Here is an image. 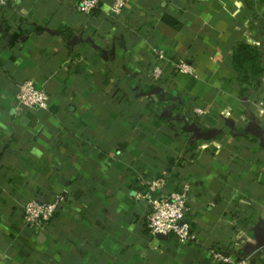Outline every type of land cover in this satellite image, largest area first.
I'll return each instance as SVG.
<instances>
[{
	"label": "crops",
	"instance_id": "1",
	"mask_svg": "<svg viewBox=\"0 0 264 264\" xmlns=\"http://www.w3.org/2000/svg\"><path fill=\"white\" fill-rule=\"evenodd\" d=\"M79 3L0 0V264H264V73L246 95L233 65L246 42L264 68V0ZM28 80L48 108L18 106ZM165 172L166 192L192 186L187 245L146 226L139 179ZM57 195L51 227L25 224Z\"/></svg>",
	"mask_w": 264,
	"mask_h": 264
},
{
	"label": "built area",
	"instance_id": "2",
	"mask_svg": "<svg viewBox=\"0 0 264 264\" xmlns=\"http://www.w3.org/2000/svg\"><path fill=\"white\" fill-rule=\"evenodd\" d=\"M4 4H14L20 0H1ZM129 0H116L111 15L119 16ZM101 0H80L78 11L84 15H90L100 6ZM166 53L159 51L156 65L151 72L152 79L159 83L164 75V61ZM176 72L188 75H196L194 65L186 59L176 61ZM18 106L26 109H43L50 105V95L34 81H25L17 94ZM168 173L148 179H139L138 186L143 187L139 195L143 196L149 206L146 215V226L154 237L158 235L175 237L182 245H187L196 239L189 218L192 213L190 198L191 183H181L178 190L166 192ZM65 201V197L57 195L53 199L40 201L32 199L24 207V222L36 231L51 227L53 221ZM214 256L222 264H252L250 257L235 259L219 250L213 251Z\"/></svg>",
	"mask_w": 264,
	"mask_h": 264
},
{
	"label": "trees",
	"instance_id": "3",
	"mask_svg": "<svg viewBox=\"0 0 264 264\" xmlns=\"http://www.w3.org/2000/svg\"><path fill=\"white\" fill-rule=\"evenodd\" d=\"M96 11L97 9L93 13ZM262 57L263 51L259 47L246 42L239 43L234 49V69L246 95H250L257 88L258 80L264 73Z\"/></svg>",
	"mask_w": 264,
	"mask_h": 264
},
{
	"label": "water",
	"instance_id": "4",
	"mask_svg": "<svg viewBox=\"0 0 264 264\" xmlns=\"http://www.w3.org/2000/svg\"><path fill=\"white\" fill-rule=\"evenodd\" d=\"M40 201H43V200H40ZM159 237H163L164 235H158Z\"/></svg>",
	"mask_w": 264,
	"mask_h": 264
}]
</instances>
